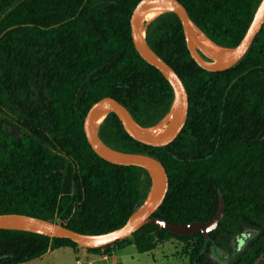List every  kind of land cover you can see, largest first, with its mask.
Here are the masks:
<instances>
[{"label": "trees", "instance_id": "1", "mask_svg": "<svg viewBox=\"0 0 264 264\" xmlns=\"http://www.w3.org/2000/svg\"><path fill=\"white\" fill-rule=\"evenodd\" d=\"M141 0H0V213L60 220L82 232L124 225L145 203L149 171L102 157L85 119L107 95L125 103L143 126L172 109L174 88L138 50L132 16ZM209 37L238 44L262 0H181ZM153 48L183 78L190 96L182 132L166 145L146 143L116 112L100 127L109 145L161 159L170 186L154 215L176 222L226 211L207 239L150 222L132 236L91 250L109 254L132 239L140 252L170 238L192 241L190 264H225L213 250L236 251L229 264H264V26L246 55L223 70L202 66L183 22L166 11L147 27ZM255 233L239 248L235 239ZM81 245L70 237L0 228V264H24L51 249Z\"/></svg>", "mask_w": 264, "mask_h": 264}, {"label": "water", "instance_id": "2", "mask_svg": "<svg viewBox=\"0 0 264 264\" xmlns=\"http://www.w3.org/2000/svg\"><path fill=\"white\" fill-rule=\"evenodd\" d=\"M156 3L169 7L168 11L178 13L184 25L192 56L202 66L210 70H223L238 63L246 55L257 34L264 26V0H262L242 40L233 46L222 45L224 49H214L205 45L200 40L199 26L192 19L187 6L181 0H141L136 6L131 20L134 42L142 56L160 68L173 85L174 102L169 114L176 105L178 113L175 122L165 130L146 131L143 129L146 126L141 125L135 119L133 113L125 103L113 95H107L91 106L85 119V129L93 148L102 157L121 164L140 165L149 171L153 185L147 200L132 213L124 225L105 232H82L69 227L60 220L47 219L21 212L0 213V228L24 229L46 233L51 236L70 237L80 245L86 247H100L111 244L119 239L127 238L132 236L143 225L150 222L157 223L174 233L191 234L199 231L203 232L207 239L211 238V230L219 226L226 211L227 204L223 194L219 211L208 220H194L184 223L172 221L160 215H154L164 202L170 186L169 173L164 162L151 154L129 152L115 148L105 142L100 134V127L105 118L110 112H116L124 122L126 129L137 139L149 144L166 145L177 138L188 121L190 108L188 88L175 67L164 59L147 39V27L152 21L146 23L145 14L151 5ZM207 36L209 37L208 34ZM209 38L217 43L211 37ZM103 113L107 114L102 121H99ZM154 186L156 188L155 195L149 200Z\"/></svg>", "mask_w": 264, "mask_h": 264}, {"label": "rangeland", "instance_id": "3", "mask_svg": "<svg viewBox=\"0 0 264 264\" xmlns=\"http://www.w3.org/2000/svg\"><path fill=\"white\" fill-rule=\"evenodd\" d=\"M168 125L169 122L166 118L153 127L161 129V127H168ZM245 233L248 234V238L245 240L244 246L249 242L250 236L255 233V229L248 227ZM132 241V239L123 241L121 247L116 248L115 253L108 257L104 256V250H90L92 254L86 255L74 251L70 246H62L50 250L42 257L27 261L24 264H81L77 262L80 258L83 261L82 264H90L91 259L95 261V264H116L114 261L115 257H117L115 260L118 261V264H190L192 241L185 242L173 237L160 243L153 251L148 252H140ZM235 242L238 244L237 239H235ZM235 253L236 251L234 250L230 251L220 248L213 250L210 256L222 263L229 264Z\"/></svg>", "mask_w": 264, "mask_h": 264}, {"label": "bare ground", "instance_id": "4", "mask_svg": "<svg viewBox=\"0 0 264 264\" xmlns=\"http://www.w3.org/2000/svg\"><path fill=\"white\" fill-rule=\"evenodd\" d=\"M169 10V7L164 6L162 4H152L146 14H145V22H150L153 21L156 17H158L160 14L166 12ZM198 31H199V38L200 40L207 46L214 48V49H224V46L217 44L215 42H213L205 33V31L201 28L198 27ZM178 110L176 105L174 106L172 112L169 114V116L167 117V120L169 122L170 126L171 124H173L175 122L176 116H177ZM107 113H103L99 119V121H102ZM167 127H161V129H157L156 127H145L143 128L146 131H161V130H165ZM155 186L150 194L149 200L155 195Z\"/></svg>", "mask_w": 264, "mask_h": 264}, {"label": "crops", "instance_id": "5", "mask_svg": "<svg viewBox=\"0 0 264 264\" xmlns=\"http://www.w3.org/2000/svg\"><path fill=\"white\" fill-rule=\"evenodd\" d=\"M72 248L74 249V251H76L78 253H81V254H86V255H91L92 254V252L90 251L91 249H89L86 246H80V247H77V248L72 247ZM51 250H53V249H51ZM115 251L116 250H114L111 254H104V256L108 257L109 255H113L115 253ZM115 259H117V257H115ZM115 259H114L115 263L118 264V261H116ZM77 262H80L81 264L83 263L81 258L79 260H77ZM91 262H94V264H95V261L92 260V259L90 260V263Z\"/></svg>", "mask_w": 264, "mask_h": 264}, {"label": "clouds", "instance_id": "6", "mask_svg": "<svg viewBox=\"0 0 264 264\" xmlns=\"http://www.w3.org/2000/svg\"><path fill=\"white\" fill-rule=\"evenodd\" d=\"M248 238L247 233H243L241 236L237 237L239 248L244 246L245 240ZM239 248L237 250H239Z\"/></svg>", "mask_w": 264, "mask_h": 264}, {"label": "built area", "instance_id": "7", "mask_svg": "<svg viewBox=\"0 0 264 264\" xmlns=\"http://www.w3.org/2000/svg\"><path fill=\"white\" fill-rule=\"evenodd\" d=\"M90 264H94V262H91Z\"/></svg>", "mask_w": 264, "mask_h": 264}]
</instances>
